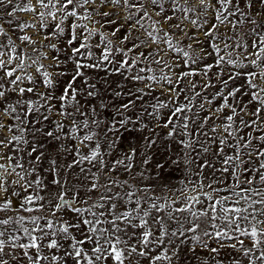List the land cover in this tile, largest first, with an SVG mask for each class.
I'll use <instances>...</instances> for the list:
<instances>
[{"label":"snow or ice","instance_id":"1","mask_svg":"<svg viewBox=\"0 0 264 264\" xmlns=\"http://www.w3.org/2000/svg\"><path fill=\"white\" fill-rule=\"evenodd\" d=\"M0 12V192L12 176L34 192L27 216L0 202V264H179L186 244L209 253L199 264H223L225 247L264 264V0H0ZM89 71L134 85H117L126 102L103 133L81 102L98 95ZM123 132L140 139L123 147ZM165 171L179 185L143 183Z\"/></svg>","mask_w":264,"mask_h":264},{"label":"rangeland","instance_id":"2","mask_svg":"<svg viewBox=\"0 0 264 264\" xmlns=\"http://www.w3.org/2000/svg\"><path fill=\"white\" fill-rule=\"evenodd\" d=\"M0 16H4V18L7 19L4 12H0ZM15 19L20 20V21H30L32 17L29 14L17 12L15 15ZM256 19L259 20V24H257L256 26L257 29L260 31H264V27H261V25H264V18L256 17ZM2 22L3 21H0V23ZM4 26L6 29L8 28L7 24H5ZM241 27L242 29H247V28H250L251 25H244ZM222 31H225V30L222 29ZM122 34L123 33H121V35ZM143 50L144 49H141V51ZM140 66H143V65H140ZM153 67L155 66L153 65ZM88 75H89L91 82L96 84L98 95L96 98H93L90 100L84 99L82 97L81 102L85 109H88L91 106H95L96 118L101 121V126H100L99 131L103 133L106 125L110 127L118 119V116L116 113L117 106L122 102H126L124 97L116 98L113 96V92L114 90L117 89V85L118 84L123 85V91L125 92H127L130 89H133L134 85L131 81L125 80L120 75L106 76L104 72H91V71H89ZM237 83H242V81H237ZM139 86L142 87L143 85H139ZM77 87H79V83H77ZM154 95H159V91L154 93ZM245 99L247 98L245 97ZM101 101H103V103L107 106L106 108L101 109L100 107ZM138 110H139V104L137 105V111ZM105 113L111 114V118L110 119L106 118L104 115ZM134 114L135 113L133 112L128 113V115H134ZM144 119L147 120L148 118L145 116ZM5 135L7 134L5 133ZM139 139H140L139 133L123 132L122 146L126 147L128 143L136 142ZM46 151L50 155L56 157V144L48 143L46 147ZM56 158L60 159L61 161L63 160L62 157H56ZM68 159L70 160L71 157H68ZM22 163H24V166L26 169L29 167V158L26 155L23 157ZM43 167H47L46 162L43 165ZM120 175L129 180L132 179L131 176H126L123 173H121ZM181 178H182V174L180 171H173L171 173H168L167 171H165L162 177L160 178V180H155L153 178L151 181H144L143 183H151L154 188L156 187L157 184H165V183L169 185H179V180ZM15 179H17V177L15 176H12L9 178V183L7 185L8 187L7 194L4 192H0V202H3L5 199L11 201L12 209L10 212L7 213V215L27 216L28 214L23 212L24 200H25L26 195H34V192L32 189L27 188L26 185L23 184V182H21V184H12L11 180H15ZM29 179H35V176L29 177ZM47 179L50 182L51 176H48ZM55 192H56V187L49 183L47 186V189L43 191L42 194L45 196H48L49 194H54ZM3 215L4 214H0V218H2ZM64 215L66 218H68V217H71L72 213L65 212ZM225 243H227V241ZM245 244H250V242L245 240ZM217 246L218 245L216 243H211V247H217ZM188 247L189 245L187 244L181 247L179 264H199V260L196 257H205L209 255L207 251L197 248L196 257H194L193 254L188 251ZM233 258L237 260H241L242 264H247L246 260H244V258L240 254L234 252L231 248L225 247L220 252L219 260H221L223 264H232ZM109 264H111V262H109ZM143 264H147V262L144 261ZM174 264H176L175 261H174ZM212 264H215V261H212Z\"/></svg>","mask_w":264,"mask_h":264},{"label":"water","instance_id":"3","mask_svg":"<svg viewBox=\"0 0 264 264\" xmlns=\"http://www.w3.org/2000/svg\"><path fill=\"white\" fill-rule=\"evenodd\" d=\"M104 115H105V117L108 118V119L111 118V114H109V113H105Z\"/></svg>","mask_w":264,"mask_h":264}]
</instances>
